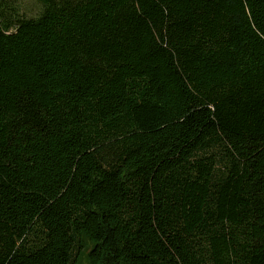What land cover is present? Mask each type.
<instances>
[{"label":"trees","instance_id":"1","mask_svg":"<svg viewBox=\"0 0 264 264\" xmlns=\"http://www.w3.org/2000/svg\"><path fill=\"white\" fill-rule=\"evenodd\" d=\"M0 0V264H264V0Z\"/></svg>","mask_w":264,"mask_h":264},{"label":"rangeland","instance_id":"2","mask_svg":"<svg viewBox=\"0 0 264 264\" xmlns=\"http://www.w3.org/2000/svg\"><path fill=\"white\" fill-rule=\"evenodd\" d=\"M22 7L28 16H36L39 9V4L33 0H22ZM79 264H87L86 258L81 259Z\"/></svg>","mask_w":264,"mask_h":264}]
</instances>
